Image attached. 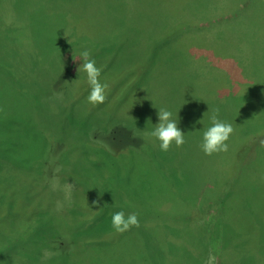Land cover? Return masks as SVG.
<instances>
[{
  "label": "rangeland",
  "instance_id": "1",
  "mask_svg": "<svg viewBox=\"0 0 264 264\" xmlns=\"http://www.w3.org/2000/svg\"><path fill=\"white\" fill-rule=\"evenodd\" d=\"M44 2L50 4L51 0H0V132L7 133L0 140V160L10 162L0 163V247L7 250L0 264H206L209 254L215 257L214 264H264V0L208 1L203 16L195 18L197 26L174 36L185 45V53L180 55L188 60L186 74L175 71L171 56L166 73L159 77L152 74L159 72L160 61L142 85L115 87V82L110 84L105 77L101 82L107 85L105 102L95 107L87 102L89 108L81 112L78 103L83 95H72L77 80H57L58 74L49 78V63L43 67L41 55L33 49L36 44L43 47V56L47 53L46 37L51 39L52 31H46V18L57 25L60 16H70L56 6L57 13L48 15L41 6ZM72 29L68 19L64 32L77 39ZM157 32L155 25L150 36ZM218 47L228 50L225 56L216 53ZM60 51L54 58L61 66L67 64V78L84 74L78 72L82 57L74 54L72 43ZM121 52L127 72L139 67L128 50ZM21 67H26V72L18 71ZM227 68L231 69L229 74ZM11 72L34 81L33 87L41 96L34 89L30 91L37 99L35 108V100L27 99ZM216 73L228 74L225 85L213 82ZM224 90L235 115L221 110ZM15 105L32 115L31 128L19 121ZM160 108L171 111L178 121L185 138L182 147L173 144L169 151H161L159 142L147 135L159 122ZM216 109L217 118L232 127L235 116L248 121L246 126L233 128L227 152L206 156L200 145ZM6 124L12 129L3 128ZM131 134L140 139L135 143L138 148L130 149L126 144ZM73 154L90 165L88 170L96 178L92 183L107 187L92 168H96L93 160L105 161L107 176L113 179L109 183L122 188L125 203L115 204L114 211L111 207L107 210L102 207V198L95 195L91 200L82 199L85 204L77 199L79 213L67 210L71 214L68 219L62 212L45 211V200L50 197L59 211L70 200L64 189L73 180L60 173V166ZM157 154L165 156L164 170ZM166 180L177 184L178 191ZM187 181L181 201L174 195ZM171 197L181 204L172 202ZM179 205L178 214H171ZM119 211L126 216L136 213L139 227L116 233L111 218ZM36 212V253L20 252L15 263L11 247L34 248V241L26 234ZM183 213L188 216L183 218ZM45 252L53 255L45 259ZM118 256L119 262H109Z\"/></svg>",
  "mask_w": 264,
  "mask_h": 264
},
{
  "label": "trees",
  "instance_id": "2",
  "mask_svg": "<svg viewBox=\"0 0 264 264\" xmlns=\"http://www.w3.org/2000/svg\"><path fill=\"white\" fill-rule=\"evenodd\" d=\"M208 1L210 2V0ZM208 1L206 0H51L50 4L48 2L47 3L44 2L41 4L43 8V12L44 10L47 9L48 15H51L53 14L54 9L57 8L58 11L69 13L70 15L68 17L69 24L75 30V33H74V30L72 29L71 33L72 34L74 33L77 39H75L74 37H72L74 39H71L69 37L71 36L69 35L70 33L65 34L64 32L66 21H68L67 17L64 16L65 14L60 16V18H58L59 20L58 24L61 26V28L58 26V24L55 25L54 23H51L49 19L46 18V21L44 20V24H46V28H47L46 31L48 33L49 31H52V34H51V39L49 36L46 37L45 45L47 47L45 49L47 53H44V56H46L45 61H43L44 56H43V53L40 51V50L43 51V47H39L36 44H34L33 49L35 52L41 55L42 57L41 61H42L43 67H46V65L49 63L48 64L50 68L49 78H53L55 77V75L58 74L56 77L57 80L64 79V78L67 79V82L70 81V79H72V82L73 80L74 81L77 80V83H76L77 85H75L76 89L74 90V92H72V95L76 96L78 95V93H81L83 95V100L79 101L78 103L81 108L79 111L81 112L82 110H86L87 108H89V105L87 104L88 101L85 97V96H88L87 91L88 90L90 91L89 85L86 80V75L84 73L82 75L78 74L74 78H71V76L67 78V76H65L68 73L67 64L65 63V65L61 66L60 60L54 58V53L57 52L59 54L61 52L60 50L67 43L69 44L72 43V47L74 48V51H75L74 54L79 55V56H81V52L84 51L85 49L89 50L91 53V58L96 61V66L101 70V75L99 78L100 82H102L105 77H108L110 79V84H111V81L115 82V87H120V86L123 87V83L131 84L130 86L142 85L143 82L147 79V77L150 76L148 75V73H151V71L155 68L156 63L158 66L160 64V61H162V67L159 66L161 67L159 69V72L156 73V71L154 70L152 74L157 75L156 77L162 76V74L166 73L167 71L169 59L171 58V56L175 58V63H174L175 71H177V73L181 74L182 76L186 74L188 72L187 70L189 69L187 57L180 55V54L185 53V51L183 50L184 49L183 47L185 45L182 44L183 43L182 40L179 43V40H176L174 36H177L178 34L182 33L185 30V28H188L189 26L190 27L197 26L195 18L203 14V10H205V6L207 5ZM55 6L56 8H54ZM195 6H199V7H195ZM230 6L232 7V5ZM54 13H57V12H54ZM141 17H145L143 21L140 20ZM44 18L45 17H43V19ZM173 19L175 21H173ZM170 21L172 22L170 23ZM155 25H157L158 32L155 36L151 37L150 35H153L152 33H153ZM29 31L31 32V30ZM229 31L234 34L236 33V30L234 29V27H229ZM59 32L62 34V36L60 35V40L58 37ZM142 33L145 35H143ZM26 36H27V33H26ZM63 36H65L66 38L68 37V39H71V40L66 41L65 38L63 39ZM146 38H148V42L145 41ZM20 41H23V40L21 39V40H18L17 42H20ZM159 43H161L160 49L158 47ZM172 47H173V50H172ZM218 48L219 49H215L217 50L216 52L217 54L224 55V53L228 52V50L225 47L223 49H221V47H218ZM50 49H52L51 52H49ZM121 49H123L124 52L125 50H128L129 55L133 56L134 59H137L139 61L138 68H135L132 71H128V72L126 71L125 66H124L125 62H124L123 52H121ZM175 54H178V55H175ZM82 63H83V60H82ZM26 67L24 68L21 67L18 69V71H21L22 73L26 70ZM230 70L231 69L227 68L226 72L229 74ZM59 71L60 73H58ZM227 73H221V74L216 73L217 76L215 79H212L213 82H215L217 86L219 83H221V85L222 84L225 85L228 80ZM11 76L12 78H14L13 82L17 83V85L19 86V89H21L25 94L28 95L27 97L28 100H31V99L35 100V98L32 97L30 94L31 93L30 91H32L33 89H34V92L35 91L38 92L37 94L38 97H41L39 94L40 90L36 87H33L35 85L33 84L34 81L31 80V78H29L28 75H25L26 78H23L22 74L14 75L11 72ZM21 83H25V84L23 85ZM27 83H29V86L26 85ZM50 83L52 84L53 82H50ZM202 85L206 86L210 84H202ZM82 90L84 91V93L82 92ZM132 90L133 89H131L130 91ZM202 91H203L202 93H204L202 95L205 96L206 91L204 90ZM228 95L229 93L225 91V94H223L224 98L220 99L224 102L221 110H225L226 112L232 111V110L235 111L231 107V105L229 106V104L226 102V97ZM36 100H35L34 108L37 104ZM143 100L144 99H142V101ZM31 104L33 105L32 101H31ZM14 107L18 108L16 112H18L17 118L19 119V121L22 123L24 121L25 125L28 124L27 128H31V125H33L31 123L32 115L29 114L28 111L25 112L23 110L24 108L21 106L15 105ZM20 107L22 108V111H24L23 114L19 110ZM227 109H230V110H227ZM141 111L144 112L143 109ZM233 114L235 115V112H233ZM235 117L233 121V128L235 127L239 128V127L247 125V121H248L247 119L244 120L243 118H241L239 120V117H236V120H235ZM3 121L6 123L5 120ZM8 121L10 122V119H8ZM90 122L94 124L92 121ZM3 128L7 130L12 129L10 124L4 125ZM6 134H7L6 132L5 133L0 132V140L3 137V135H6ZM126 141H127L126 144L128 143L127 145L131 149V148H136V147L138 148V146L135 143H138L140 139L136 138L133 134H131V136ZM234 145L236 144L234 143ZM100 146L104 147L103 145H100ZM73 155L74 157L72 156L69 157L67 164H62L60 166V169H61L60 173L70 178L71 180H73V183H74V187L72 188L71 196L69 198L71 201L69 200L67 202H64L63 203L64 205L60 208V211H59V210L54 209L55 207L53 206L55 202L50 197L49 200H45L47 203V207H46L47 209H45V211L49 210L50 212L56 213L59 215H61V212H62L64 215V218L68 219L71 217V214H69L67 210L69 209L77 210V206L75 204L77 199L81 200V202L85 204L82 201V199L91 200L92 198H94L95 195L98 196L99 198H102V201H103L102 207H105L107 210L110 207L113 210V207L115 204H120L122 202L125 203V200L127 199H126V195H124L123 191H121L122 188H120L118 184L109 183L113 179L112 177L110 178L109 175L107 176V169H108L107 166L108 165L105 161L103 162L100 161V163H97L96 160H93V162L96 165V168L94 169V166H92L95 173L102 176V178H100V181L104 182L105 185L107 186V187H104V185L102 184L101 185L102 187H101L98 183H92V181H94V179L96 180V178L92 177L90 171L88 170L90 165H86V163L82 162L81 160H76V154H73ZM157 157L159 159L158 162L161 163V168L164 170V167H165L164 164L166 162H162V161L165 160L164 159L165 156L163 154L162 155L157 154ZM18 158H24V157L18 156ZM78 161H81L82 164L80 165V162ZM0 163L4 164V163H10V162L0 160ZM37 163H42L43 165H47V164L50 165V162H47V163L37 162ZM54 164H58V163L53 162V165ZM100 169L102 171H100ZM199 175L201 174L196 173V176H199ZM194 177L192 179H194ZM192 181L195 182L194 180ZM167 182H169L168 186L171 189L175 188L174 190L178 191L177 184H174L173 182H170V181H167ZM183 185L184 186H182L183 188H181V192L180 193L176 192L174 195L180 200L182 199L181 197L182 194L187 191L188 181L184 182ZM176 197H171L173 199L172 202L181 204V201L183 199L181 201L176 202L175 201ZM77 205L79 207V204ZM228 206H229V202H227V205L225 206V211H227ZM131 207H132V204H131ZM179 208H180V205L179 207L174 209L175 213L172 212L171 214H178ZM38 212L31 215L30 221L32 222V226L26 234L29 240L34 241L32 242V244L34 245V248L32 247V248L17 249V248L11 247V261L14 260L15 263L16 262L18 263L19 261H17L16 258L17 256L20 255V252L36 253V249H35L36 232H35L34 225H35V218ZM180 213L181 212H179V214ZM75 215H76L75 219H79V215L77 214ZM181 215L183 218H185L187 213H183ZM6 251H7L6 249H3L0 247V257L2 256L5 257ZM114 258L109 262L117 263V261L118 262L120 261L119 258L121 257L118 256L117 258L115 259ZM1 262L2 261H0V263ZM95 262L99 263V261L97 260H95Z\"/></svg>",
  "mask_w": 264,
  "mask_h": 264
},
{
  "label": "clouds",
  "instance_id": "3",
  "mask_svg": "<svg viewBox=\"0 0 264 264\" xmlns=\"http://www.w3.org/2000/svg\"><path fill=\"white\" fill-rule=\"evenodd\" d=\"M81 57L83 63L78 68V72L83 71L86 75L90 89L86 99L88 103L95 107L105 102V89L107 85L100 82L101 70L96 66V61L91 58L90 51L85 49L81 52ZM62 96V93H57L58 98L62 99ZM218 113L219 109L213 112L210 117L211 126L203 132L200 148L206 156H212L213 154L229 150L227 141L234 129L230 123L219 120L217 118ZM157 115L159 122L147 135L159 142L161 151H169L173 144L177 148L182 147L185 143L184 132L178 127V121L173 118V113L165 108H160ZM261 147H264V141L261 142ZM73 187L74 185L70 183L65 186L66 198H70ZM93 204H98V201H94ZM111 226L116 233L123 234L133 227H139L138 216L136 213H130L126 216L123 211L116 212L112 215ZM52 255L53 253L45 252L44 258L49 259ZM214 261L215 257L209 254L206 264H214Z\"/></svg>",
  "mask_w": 264,
  "mask_h": 264
}]
</instances>
